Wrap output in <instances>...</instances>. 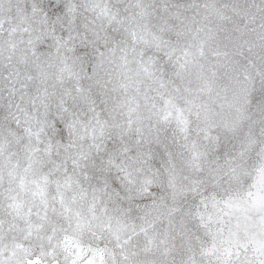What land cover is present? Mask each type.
<instances>
[{"label":"clouds","instance_id":"obj_1","mask_svg":"<svg viewBox=\"0 0 264 264\" xmlns=\"http://www.w3.org/2000/svg\"><path fill=\"white\" fill-rule=\"evenodd\" d=\"M262 99L264 0H0V258L255 264Z\"/></svg>","mask_w":264,"mask_h":264},{"label":"snow or ice","instance_id":"obj_2","mask_svg":"<svg viewBox=\"0 0 264 264\" xmlns=\"http://www.w3.org/2000/svg\"><path fill=\"white\" fill-rule=\"evenodd\" d=\"M262 102H264V99H262ZM57 127L60 128V131L57 133V135L62 137L63 129L60 125H57ZM112 185H113V189L116 192V195L119 196L120 185L116 182L115 179L112 180ZM260 206L264 208V203H261ZM69 247L74 249V251L69 252V255L73 257V259L71 260V264H105L104 251L102 249L96 250V249L88 248L87 250H85L83 246L80 244H75V245L69 244ZM233 255L234 253L231 250H229L228 251L229 259L225 261L224 264H234V261L232 260ZM235 255L237 259H239V252L235 253ZM259 257L260 258L255 261V264H264V251H261L259 253ZM0 264H11V260L0 258ZM26 264H42V262L39 258L30 257L26 261ZM52 264H58V261L54 260L52 261ZM243 264H253V261L246 260L243 262Z\"/></svg>","mask_w":264,"mask_h":264}]
</instances>
